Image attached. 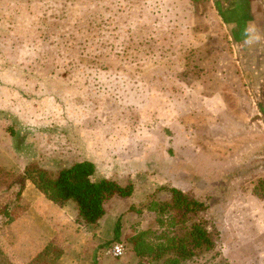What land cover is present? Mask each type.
I'll use <instances>...</instances> for the list:
<instances>
[{
    "label": "rangeland",
    "instance_id": "obj_1",
    "mask_svg": "<svg viewBox=\"0 0 264 264\" xmlns=\"http://www.w3.org/2000/svg\"><path fill=\"white\" fill-rule=\"evenodd\" d=\"M230 45L212 0H0V150L24 175L29 166L53 176L88 160L101 176L131 184L132 201L106 205L123 229L104 249L122 242L126 251L137 233L161 229L148 203L173 188L192 198L178 184L187 150L176 148L172 128L186 131L200 105L192 89L209 93L233 79ZM13 178L0 173L4 188Z\"/></svg>",
    "mask_w": 264,
    "mask_h": 264
},
{
    "label": "crops",
    "instance_id": "obj_2",
    "mask_svg": "<svg viewBox=\"0 0 264 264\" xmlns=\"http://www.w3.org/2000/svg\"><path fill=\"white\" fill-rule=\"evenodd\" d=\"M255 1L249 3L253 17ZM228 50L234 54L228 58L233 79L223 83L218 79L209 93L188 87L202 95L195 111L202 117L188 114L186 131L184 125L172 128L176 148L187 150L181 157L187 168H181L178 184L207 207L200 214L216 232L221 264H264V75L254 87L244 76L233 45ZM2 170L14 177L6 188L0 181V250L8 263L30 264L51 243L62 250L56 264L139 263L132 247L119 259L104 249L115 236V225L119 223L120 234L123 229L115 208L106 207L95 225L78 226L73 204L60 207L48 200L17 162L0 150ZM97 173L104 175L98 168ZM236 254L241 261L234 259Z\"/></svg>",
    "mask_w": 264,
    "mask_h": 264
},
{
    "label": "trees",
    "instance_id": "obj_3",
    "mask_svg": "<svg viewBox=\"0 0 264 264\" xmlns=\"http://www.w3.org/2000/svg\"><path fill=\"white\" fill-rule=\"evenodd\" d=\"M4 131L10 139L16 136L15 125L7 126ZM25 176L54 204L60 207L73 204L76 212L74 222L81 227L97 224L106 214V205L110 201H132L134 198L131 184L122 186L113 179L99 175L96 165L88 160L75 162L53 176L44 169L29 166L26 167ZM146 206L156 214L161 229L159 232H139L133 237L132 250L139 259L138 264H221L207 225L192 219L196 213L207 209L202 202L173 188L169 199L150 202ZM175 214L177 219L170 220ZM165 215L168 216L166 220ZM4 216L7 214L4 213ZM177 224L180 227H176ZM115 235L119 237L118 224ZM61 255L62 250L51 243L30 264H56ZM0 259H5L1 253ZM4 261L10 264L6 259Z\"/></svg>",
    "mask_w": 264,
    "mask_h": 264
},
{
    "label": "flooded vegetation",
    "instance_id": "obj_4",
    "mask_svg": "<svg viewBox=\"0 0 264 264\" xmlns=\"http://www.w3.org/2000/svg\"><path fill=\"white\" fill-rule=\"evenodd\" d=\"M222 22L228 30L237 60L244 76H249L256 87L264 75V11L259 22L254 9L251 15V0H212ZM264 8V2H262ZM264 10V9H263Z\"/></svg>",
    "mask_w": 264,
    "mask_h": 264
},
{
    "label": "built area",
    "instance_id": "obj_5",
    "mask_svg": "<svg viewBox=\"0 0 264 264\" xmlns=\"http://www.w3.org/2000/svg\"><path fill=\"white\" fill-rule=\"evenodd\" d=\"M125 246L122 242H116L108 249V254L112 258H120L124 255Z\"/></svg>",
    "mask_w": 264,
    "mask_h": 264
}]
</instances>
